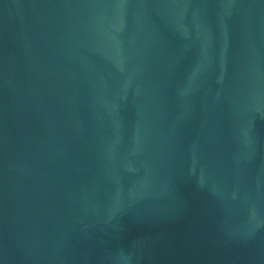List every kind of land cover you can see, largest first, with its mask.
<instances>
[{
  "label": "water",
  "instance_id": "1",
  "mask_svg": "<svg viewBox=\"0 0 264 264\" xmlns=\"http://www.w3.org/2000/svg\"><path fill=\"white\" fill-rule=\"evenodd\" d=\"M0 264H264V0H0Z\"/></svg>",
  "mask_w": 264,
  "mask_h": 264
}]
</instances>
